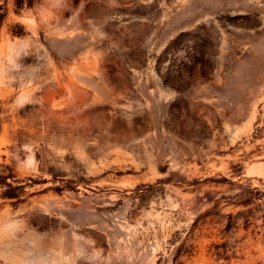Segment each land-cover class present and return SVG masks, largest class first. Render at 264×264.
I'll return each mask as SVG.
<instances>
[{
  "label": "rangeland",
  "instance_id": "rangeland-1",
  "mask_svg": "<svg viewBox=\"0 0 264 264\" xmlns=\"http://www.w3.org/2000/svg\"><path fill=\"white\" fill-rule=\"evenodd\" d=\"M0 264H264V0H0Z\"/></svg>",
  "mask_w": 264,
  "mask_h": 264
}]
</instances>
